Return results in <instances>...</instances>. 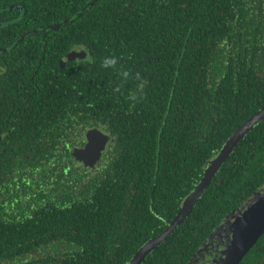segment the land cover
Listing matches in <instances>:
<instances>
[{
    "label": "trees",
    "instance_id": "trees-1",
    "mask_svg": "<svg viewBox=\"0 0 264 264\" xmlns=\"http://www.w3.org/2000/svg\"><path fill=\"white\" fill-rule=\"evenodd\" d=\"M1 4L23 5L21 30L50 27L41 34L63 37L42 44L44 51L75 45L89 51L91 65L78 89L81 107L88 108L91 128L105 130L112 141L99 165L82 163L83 169L63 146L79 142L80 124L62 128L59 122L58 153L51 144L35 150L38 133L44 142L45 133L49 141L55 137L51 123L23 124L33 135L32 151L21 162L22 169L30 167L26 179L15 175L5 184L7 171L22 169L6 170L19 155L0 150V264H129L164 232L231 135L264 107V0ZM106 58L115 64L105 67ZM71 95L68 99L77 101L75 90ZM45 103L38 109L48 110ZM4 127L8 124L0 123L2 134ZM263 189L264 121L241 142L190 216L143 264H192L228 216ZM62 241L82 250L44 254L58 250ZM241 264H264V235Z\"/></svg>",
    "mask_w": 264,
    "mask_h": 264
},
{
    "label": "flooded vegetation",
    "instance_id": "flooded-vegetation-1",
    "mask_svg": "<svg viewBox=\"0 0 264 264\" xmlns=\"http://www.w3.org/2000/svg\"><path fill=\"white\" fill-rule=\"evenodd\" d=\"M24 18L23 5L11 4L5 7L2 4L0 5V43L14 44L12 49L1 48L0 46V123L8 124V127H4L3 134L0 133V150L3 153L19 155L17 159H12L13 167H11V162L6 164V170L15 167L22 169V160L24 159L23 162L25 163L27 160L25 159V152L32 151L28 148L32 149L33 135L25 131L23 124L45 119V122L53 125L55 137L52 136L50 141L47 133H45V142L43 136H40V133L37 134L35 150L38 152H41L42 144L45 146L51 144L52 151L56 153L62 151L57 141L59 122H62V128H67L71 123H78L80 124L78 127L82 129V132L77 134L80 139L79 142H71L70 144L64 141V150L68 151L69 154L85 147L88 141L87 133L92 129L89 121L87 122L88 108L83 109L81 107V92L78 90L80 88V76L91 65L89 51L81 45H75L68 51L59 52L60 54L44 51L42 44L63 41V37L41 34L45 29L21 30L24 25ZM4 28H11V31L1 34ZM27 43H34L41 50H33L30 48L32 45L28 46ZM54 47L57 48L58 45H54ZM42 67H44L43 71ZM73 90L76 91L77 101L68 99L71 98ZM58 95H62L64 99H56ZM43 100H45L46 105L44 106L48 107V110L38 109L37 106ZM85 103L83 102V106H85ZM58 104L60 105L58 106ZM75 108L77 109L76 114ZM10 126H13L14 129ZM17 126H22L23 131H17ZM43 130H45L44 127ZM66 134H68V131ZM37 140H39L38 143ZM110 143L106 151L110 147ZM8 161H10V158ZM73 161L76 167L82 166L84 169L82 163H78L74 159ZM19 170L16 174L7 171L5 184H8L11 177L15 175L23 174L26 179V170H30L29 164ZM35 170L39 172L37 168ZM55 173L59 172L56 171ZM40 187H43L42 183H40ZM217 231L212 235V238ZM228 232V227H226L225 232L222 231L221 237L216 236V238L214 237L203 244L197 252L198 255L202 250V255H198L199 257L193 260L192 264H215L213 263L214 260L220 261L223 257L222 252L229 247L226 238ZM15 262L10 260L3 264H13Z\"/></svg>",
    "mask_w": 264,
    "mask_h": 264
},
{
    "label": "water",
    "instance_id": "water-1",
    "mask_svg": "<svg viewBox=\"0 0 264 264\" xmlns=\"http://www.w3.org/2000/svg\"><path fill=\"white\" fill-rule=\"evenodd\" d=\"M47 29L51 28L49 27L45 30ZM262 121H264V107L249 118L231 135L215 158L208 163L199 184L196 185L194 190L184 199L177 215L168 224L164 232L156 238L149 240L137 252L129 264H143L151 253L158 250V248L175 233V231L193 212L199 200L211 185L213 179L217 176L224 164L231 158L234 151ZM87 140L85 147L76 150L73 155L75 159L78 162L83 163L85 167L95 168L96 165L101 162L103 154L106 151L108 144L112 141V138L103 130L92 128L87 133ZM226 227H228L229 231L228 236L226 237L229 247L222 252L223 257L220 261L214 260L213 263L241 264L246 255L255 247L264 235V189L255 196L248 206H245L239 212H233L228 216L226 222L213 237H221V233L222 231L225 232ZM198 255H202V250Z\"/></svg>",
    "mask_w": 264,
    "mask_h": 264
},
{
    "label": "rangeland",
    "instance_id": "rangeland-1",
    "mask_svg": "<svg viewBox=\"0 0 264 264\" xmlns=\"http://www.w3.org/2000/svg\"><path fill=\"white\" fill-rule=\"evenodd\" d=\"M57 246H59V249L56 250L55 248H52L51 251H47L44 254L45 255H55L57 253H78L82 250L80 246H77L75 244L67 243V242H58L56 243Z\"/></svg>",
    "mask_w": 264,
    "mask_h": 264
},
{
    "label": "clouds",
    "instance_id": "clouds-1",
    "mask_svg": "<svg viewBox=\"0 0 264 264\" xmlns=\"http://www.w3.org/2000/svg\"><path fill=\"white\" fill-rule=\"evenodd\" d=\"M103 63H104L105 67L112 66L115 64V59L114 58H106Z\"/></svg>",
    "mask_w": 264,
    "mask_h": 264
}]
</instances>
